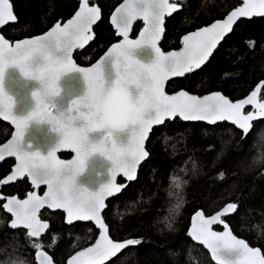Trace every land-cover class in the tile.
<instances>
[{
  "label": "snow or ice",
  "instance_id": "snow-or-ice-1",
  "mask_svg": "<svg viewBox=\"0 0 264 264\" xmlns=\"http://www.w3.org/2000/svg\"><path fill=\"white\" fill-rule=\"evenodd\" d=\"M177 7L169 0H124L112 17V23L124 39L112 45L92 68L77 67L71 58L73 49L93 39L86 33L100 19V10L89 7V0H81L80 10L71 21L63 27L57 23L40 37L18 41L12 46L0 35V117L11 120L16 128L12 140L0 146V160L14 156L18 161L3 183L27 176L34 186L44 184L48 188L43 198L35 193L23 201L11 197L3 206L15 218L10 222L12 229L23 226L28 230L26 239L31 247H44L35 238L49 228L37 216L45 205L65 210L69 224L94 221L100 231L95 244L78 252L68 264H104L127 247L139 245L141 241L137 239L113 241L102 210L106 207L105 196L111 197L123 190L115 183L117 173L132 181L136 178L137 166L149 157L144 141L151 128L162 125L167 117L179 115L186 121L207 120L212 124L231 121L246 137L253 127L251 122L256 117H264V103L256 101L257 91L237 103L219 93L201 99L183 91L168 96L164 91V83L170 77H182L200 69L239 18L264 16V0H243V6L231 11L223 21L185 36L180 52L165 54L156 47V40L164 30L165 13L171 15ZM138 18L148 25L147 36L142 34L141 39L130 40L128 32ZM10 22H18L13 5L10 0H0V27ZM145 47L155 53L147 62L136 56ZM10 68L18 69L26 81L34 82L30 89L34 103L24 114L14 112L13 97L5 90L6 70ZM65 77L69 95L67 104L61 106L55 98L61 95L60 81ZM254 102L258 111L244 115V106ZM30 122L45 123L58 134L46 153L33 150L31 142L24 143ZM60 147L72 148L75 159L69 162L57 159L55 153ZM94 154L109 162L108 179L90 187L78 177ZM178 181L179 177H173L175 188L181 187ZM236 209L237 204L230 203L224 212ZM220 215L205 219L197 213L199 227L190 232L193 239L210 249L218 264H264L259 249L250 248L231 233L221 236L211 231L210 225ZM39 255L43 257L42 264H52L44 252Z\"/></svg>",
  "mask_w": 264,
  "mask_h": 264
},
{
  "label": "trees",
  "instance_id": "trees-1",
  "mask_svg": "<svg viewBox=\"0 0 264 264\" xmlns=\"http://www.w3.org/2000/svg\"><path fill=\"white\" fill-rule=\"evenodd\" d=\"M10 1L18 22L8 23L0 32L11 40L40 33L54 21L66 19L78 3ZM119 1L89 0L98 4L101 17L93 27L94 38L84 48L75 50L76 62L91 63L117 39L108 14ZM177 1L180 8L165 18L160 42L163 49L179 46L182 33L221 17L238 3ZM140 26L141 22L135 21L131 35ZM261 79L264 81V16H254L240 19L200 69L169 80L166 90L185 88L198 94L220 90L235 99ZM260 97H264V83ZM252 125L246 137L225 121L207 124L175 117L153 127L146 141L149 157L140 164L136 178L108 199L103 210L113 238L136 237L141 243L127 247L104 264H215L206 250L187 236L186 230L195 209L209 214L226 202L237 204V209L224 217L232 231L264 253V118ZM9 132L10 126L0 119V142ZM11 163V158L0 162V177ZM173 177H179L180 188L173 186ZM28 189L25 179L1 186L2 194L19 197ZM2 201L0 197V264H35L36 249L26 239L27 231L7 225L10 216L2 209ZM40 215L49 221V228L35 239L42 241L57 264L96 235L90 222L64 223L60 211L43 210Z\"/></svg>",
  "mask_w": 264,
  "mask_h": 264
},
{
  "label": "water",
  "instance_id": "water-1",
  "mask_svg": "<svg viewBox=\"0 0 264 264\" xmlns=\"http://www.w3.org/2000/svg\"><path fill=\"white\" fill-rule=\"evenodd\" d=\"M78 3H77V6L75 8V10L73 11V13L67 17L66 19L64 20H56L54 21L47 29H45L44 31L40 32V33H37V34H33V35H30V36H24V37H21V38H17V39H9L7 37H5L1 32H0V35H2L8 42L10 45L12 46H15V44L18 42V41H22V40H27V39H32V38H36V37H40L42 35H44L45 33L49 32L57 23L60 24L61 27H63L65 24H67L69 21H71L76 13L80 10V4H81V0H77ZM238 3H236L234 6H232L231 8H229L221 17H218V18H215L205 24H202V25H199L191 30H188L184 33H182L179 37V46L177 47H174V48H169V49H163L161 46H160V42L162 40V37H163V34H164V30L162 33H160V36H159V39L156 40V47H158L160 49V51L162 53H169V52H180L183 48H184V42H183V38L185 36H188L192 33H195L197 32L198 30L204 28V27H207V26H210L211 24H213L214 22L216 21H223L227 16L228 14L233 11L234 9L238 8V7H242L243 6V0H237ZM11 3V1H10ZM124 3V0H120L112 9L111 11L109 12L108 14V22L109 24L111 25V27L113 28L114 30V34L115 36L117 37V39H115L114 41H112L110 44H108L106 46V48L89 64H80L78 62L75 61L74 59V52L75 50L77 49H81V48H84L91 40H89L83 47H77L75 49H73V52H72V61L73 63H75L77 65V67H81V68H92L100 59L101 57H103L105 55V53L112 47V45L114 44H119L123 41L124 37L122 35H119L118 34V30L117 28L115 27V25L112 23V17H113V14L116 13V10L117 8H119L122 4ZM169 3L172 4V3H175L178 5L177 7V10L180 8V4L177 0H169ZM12 4V3H11ZM89 7H96L100 10V17H101V9L100 7L98 6L97 3H90L89 2ZM14 12V11H13ZM175 12V11H174ZM172 12V14L174 13ZM171 14V15H172ZM170 16L168 13H165V16H164V22H165V18ZM254 16H261V15H253L251 17H254ZM251 17H241L239 18L235 23L234 25L240 20V19H247V18H251ZM140 21L141 22V26L139 27V29L136 31V33L134 35H131L132 33V27H133V24L135 21ZM99 20H97L92 26H91V30L86 33V35H91L93 38H94V31H93V27L95 26V24L98 22ZM233 25V27H234ZM1 28V27H0ZM147 29H148V25L145 23V21L142 19V18H138L136 20L133 21L132 23V26H131V30L128 32V38L130 40H139L142 38V34H144V36H147ZM163 29H164V24H163ZM229 33H227L225 35V37L228 35ZM224 39V38H223ZM222 39V40H223ZM221 40V41H222ZM219 45V44H218ZM217 45V46H218ZM217 48V47H216ZM215 48V49H216ZM213 49V52L214 50ZM212 52V53H213ZM155 53L151 51L150 48H142L140 50L137 51L136 53V56L137 58L141 59L143 62H147L146 60L151 57V56H154ZM212 55V54H211ZM210 55V56H211ZM209 56V58H210ZM208 58V59H209ZM208 61V60H207ZM206 61V62H207ZM205 62V63H206ZM203 66V65H202ZM188 74V73H186ZM185 74V75H186ZM71 75V74H69ZM174 78H177V77H170L168 80L165 81L164 83V91H165V94L168 95V96H176L178 93H180L181 91L183 92H186L188 95H191V96H196L198 98H201L203 99L204 97H210V96H214L216 93H219L220 95L224 96L225 98H227L230 102L232 103H237V102H240V101H243V100H246L248 99L250 96H251V93L253 91H257V97H256V101L258 102H261V103H264V97L261 98L260 97V91L262 89V86H263V79L259 80L245 95L239 97V98H235V99H231L229 96H227L226 94H224L223 92H221L220 90H212V91H208V92H204V93H201V94H198V93H195V92H191L185 88H177L175 90H172V91H167L166 90V85L168 83L169 80L171 79H174ZM66 80H67V77L65 78H61V87H62V92H61V95L59 97H56L55 98V101L57 103V105H66L67 104V100H68V95H69V92H68V88H67V85H66ZM5 90L8 94H10L12 97H13V100L15 102V106H14V112L17 113V114H24L27 109L34 103L30 97V89H31V86L32 84L34 83L33 81H26L20 74H19V70L18 69H7L6 70V75H5ZM81 89L83 88V84L81 83ZM247 109V110H246ZM258 111V109L256 108L255 106V102L253 104H246L244 106V108L242 109V113L244 115H247L248 113H256ZM177 117L178 119L182 120V121H186L184 120L181 116L177 115L175 116ZM175 117H167L165 119L166 120H172L174 119ZM264 117H256L255 120L257 119H263ZM1 120H3L4 122H6L9 126H10V132H9V135L8 137L3 140L2 142H0V146L2 145H6L10 140H12L13 138V134L15 133L16 131V128H15V125L11 122V120H5L3 117H0ZM254 120V121H255ZM191 121V120H189ZM254 121H252L251 123H253ZM201 122H204V123H207V124H212V123H209L207 120H204V121H201ZM217 122H222V121H217ZM216 122V123H217ZM227 123H230L232 124L234 127H236L238 130L241 131L242 133V130L238 128V126L234 125L231 121H225ZM155 126H158V125H154L153 127ZM152 127V128H153ZM151 128V130H152ZM150 130V132H151ZM149 132V134H150ZM149 134H148V137H149ZM243 134V133H242ZM35 137V139H34ZM148 137L146 138V140L144 141V149L145 151L148 152L147 148H146V141L148 139ZM58 138V134L55 133V132H52L50 130V126H48L47 124L45 123H40V124H37L35 122H30L29 123V126H28V129L26 130L25 132V136L23 138L24 140V143L27 144L28 142H31V145L33 147V150H40L43 153H46L47 149L51 147L52 143L55 142V140ZM62 151H68L70 152V155L69 157L67 158H62L59 156V152H62ZM57 159L61 160V161H64V162H69V161H72L75 159V156H76V153L75 151L72 150V148L70 147H60L56 150V153H55ZM9 156H5V158L3 160H5L6 158H8ZM13 158V163L11 164L10 166V169L9 171L4 174L1 178H0V197H2L3 201L1 202V206H2V209L4 210V212H6L10 217L7 221V225L10 227V222L15 219L11 213H8L6 211V209H4V204H6L8 202V200L11 198V197H16L17 199L23 201V200H26L28 199L29 195L32 194V193H35L36 195L40 196L41 198H43L45 196V193L48 191V188H47V185H40L39 187H36L32 184L31 182V178L30 177H27L28 178V181L30 183V187L31 189L29 191H27L25 193L24 196L22 197H18L17 195L15 194H6V195H2L1 193V186H4V185H9V184H12L14 182H16L18 179H21V178H18L17 180L15 181H10L8 183H3L4 180H6V178L12 174L15 166L17 165L18 161L16 160V158L14 156H12ZM3 160H0L3 161ZM144 161V160H143ZM141 161V163L143 162ZM140 163V164H141ZM140 164L137 166L136 168V172H135V176H137V172H138V168L140 166ZM109 166V162H107L105 159H102L98 156V154H94L92 158H90V160L87 162V167L84 171V173L80 174V176L78 177V180H80L82 183H85L87 185H89L90 187H95V186H98L100 183L102 182H105L107 179H108V173L106 171L107 167ZM99 172V175H96V172ZM118 177L122 178L123 180L122 181H118ZM23 178V177H22ZM133 181V180H132ZM129 182L127 177L123 175V173H117L116 177H115V183L118 187H121L122 189L124 188V186H126ZM39 188H42L41 192L38 191ZM116 194L118 193H113V196H115ZM111 196V197H113ZM111 197H108V196H105V203L107 205V200L110 199ZM232 202H226L224 204H222L218 209L214 210L213 212L209 213V214H205L201 208H197L195 209L193 212H191L190 214V217H189V222H188V226H187V230H186V234L187 236L192 240L194 241L195 243L201 245L205 250L206 252L208 253L210 259L215 263V264H218V261L215 260L212 256V253H211V250L208 249L204 244H202L199 240H195L193 239V237L190 235V232L194 231L195 228H198L199 227V219L197 217V213H200L203 215V217L205 219H210L211 217L213 216H216L217 214H221L220 215V218L217 222L213 223L212 225H210V228H211V231L217 233L218 235H221V236H224L226 235L227 233H231L232 236L236 237V239L238 240H243L250 248H253V249H259L260 250V254L262 256H264V253L262 252L261 248L259 246H256V245H250L246 239H244L243 237L241 236H238L236 235L229 223L227 222V220L224 218L225 216L227 215H230L232 212L234 211H229V212H224V209ZM44 208H47L48 210L50 211H62L63 212V222L66 223V224H69L67 222V213L65 210L63 209H53V208H49L47 205H45L43 208H41L39 210V212L37 213V216L38 218L40 219V221L42 223H47L49 225V221L45 218H42L40 216V212L42 211V209ZM106 208V207H105ZM104 210V209H103ZM103 210H102V218L104 219V216H103ZM105 220V219H104ZM75 222H78V221H73L72 223H75ZM80 222H90L94 228L96 229V235L94 237V239L88 243L87 245L81 247V248H78L76 249L75 251H73L72 253H70L66 259L62 262V263H59V264H68L69 260L75 256L78 252H81V251H84L85 249L93 246L96 242V240L99 238L100 236V231L98 229V226L95 224L94 221H80ZM71 223V224H72ZM106 223V221H105ZM107 224V223H106ZM220 226L219 229H216L214 228V226ZM108 226V224H107ZM11 228V227H10ZM17 229H24L26 231H28L27 229H25L23 226H19ZM47 231V230H46ZM43 235V234H42ZM109 236L110 238L113 240V241H117V242H124L128 239H137L139 240V238H136V237H128V238H123V239H115L113 238L111 235H110V231H109ZM39 252H44L47 256H49L51 259H52V256L50 255V253L48 251H46L44 248H41V249H36L34 251V254H33V257H34V263L35 264H42V261H43V257H41L39 255ZM117 255V254H116ZM115 255V256H116ZM115 256L113 257H110V259L114 258ZM82 259V258H81ZM109 259V260H110ZM108 260V261H109ZM107 261H105L104 263H106ZM52 264H57L53 259H52Z\"/></svg>",
  "mask_w": 264,
  "mask_h": 264
},
{
  "label": "flooded vegetation",
  "instance_id": "flooded-vegetation-1",
  "mask_svg": "<svg viewBox=\"0 0 264 264\" xmlns=\"http://www.w3.org/2000/svg\"><path fill=\"white\" fill-rule=\"evenodd\" d=\"M246 110H247V109H246ZM7 137H8V136H7ZM60 153H68V154H67L66 156H61ZM69 155H70V152H68V151H62V152H59V156L62 157V158H67V157H69ZM8 158H11V159H12V163H13V158H12V157H8ZM12 163H11V164H12ZM11 164H10V166H11ZM9 169H10V168H9ZM8 171H9V170H8ZM8 171H7V172H8ZM7 172H6V173H7ZM6 173H4V174H6ZM4 174H3V175H4ZM3 175H2V176H3ZM2 176H1V177H2ZM1 177H0V178H1ZM21 179H25V181L28 183V185H29V189H28L27 191H29V190L31 189V187H30V183H29V181H28V178L25 176V177H23V178H21ZM18 180H19V179H18ZM122 180H123L122 178L118 177V181H122ZM9 185H10V184H9ZM6 186H7V185H6ZM41 190H42V188H39V189H38L39 192H41ZM27 191H26V192H27ZM26 192H25V193H26ZM1 193H2V192H1ZM2 195H6V194H2ZM15 195H16V194H15ZM24 195H25V194H24ZM24 195H23V196H24ZM18 197H19V196H18ZM21 197H22V196H21ZM43 210L50 211V210H48L47 208H44V209H42L41 212H43ZM57 211H59V210H57ZM41 212H40V213H41ZM60 212L62 213V217H63V212H62V211H60ZM40 216H41V215H40ZM62 220H63V219H62ZM78 222H80V221H78ZM96 232H97V231H96Z\"/></svg>",
  "mask_w": 264,
  "mask_h": 264
},
{
  "label": "rangeland",
  "instance_id": "rangeland-1",
  "mask_svg": "<svg viewBox=\"0 0 264 264\" xmlns=\"http://www.w3.org/2000/svg\"><path fill=\"white\" fill-rule=\"evenodd\" d=\"M261 153H263V151H261Z\"/></svg>",
  "mask_w": 264,
  "mask_h": 264
},
{
  "label": "bare ground",
  "instance_id": "bare-ground-1",
  "mask_svg": "<svg viewBox=\"0 0 264 264\" xmlns=\"http://www.w3.org/2000/svg\"><path fill=\"white\" fill-rule=\"evenodd\" d=\"M119 254V253H118Z\"/></svg>",
  "mask_w": 264,
  "mask_h": 264
}]
</instances>
